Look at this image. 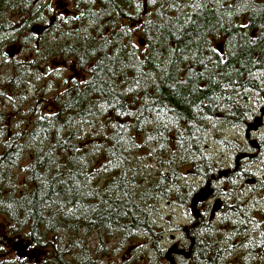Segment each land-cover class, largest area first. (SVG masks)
I'll return each mask as SVG.
<instances>
[{
  "label": "trees",
  "instance_id": "1",
  "mask_svg": "<svg viewBox=\"0 0 264 264\" xmlns=\"http://www.w3.org/2000/svg\"><path fill=\"white\" fill-rule=\"evenodd\" d=\"M24 1L0 0V38L18 36L29 16L47 23L50 9L36 15ZM67 1L52 42L0 79V120L10 122L0 127L1 232L70 249V264H131L140 247L124 245L143 238L169 264L160 206L189 211L196 184L220 170L207 147L238 152L227 134L264 95V0H154L144 18L140 0ZM259 144L247 167L264 163ZM225 185L221 216L210 220V207L174 227L189 253L176 264H264V183L245 194ZM92 234L100 242L89 249ZM113 238L123 260L107 259Z\"/></svg>",
  "mask_w": 264,
  "mask_h": 264
},
{
  "label": "flooded vegetation",
  "instance_id": "2",
  "mask_svg": "<svg viewBox=\"0 0 264 264\" xmlns=\"http://www.w3.org/2000/svg\"><path fill=\"white\" fill-rule=\"evenodd\" d=\"M49 1L50 0H38L35 2V0H25L24 3L26 6H28V9L34 10L37 15V13H40L41 9H49V4H46V2ZM43 22L44 21L40 19L36 23H33L31 16H29L28 20L23 23L20 29L21 32L18 36H15V33H7L12 38L15 37V39H10L12 40V43H10V41H3L0 44V61L3 62L4 67H7L10 61L16 58H10L11 60L7 61L3 59L5 47L7 44L14 45L17 40H19V53H23L26 59L28 57L31 58L34 55V52L36 54H40V42L42 41H39V39L42 40L41 38L43 34L49 32V30L53 29L54 27V24L51 25L53 23L52 22L48 28H40L43 29L42 32L37 33L36 31L40 29H38L39 27L37 28L36 26L46 24ZM39 35L40 37L38 38ZM31 46L33 47L32 49H30ZM5 73L1 74L2 76L0 75V79L3 77V75L5 76ZM5 99H8V96H4L2 98L4 105H8V101L5 102ZM249 109L250 113L248 116V121L244 126L237 128L236 131V136L238 138H242V141L238 140L240 144L239 151L237 152L236 150H233L227 155L226 158L221 157L220 160L217 161V165L219 166L220 170H218L216 176L212 177L213 193L211 198H207L205 201L197 205V211L199 214L198 216L204 214L206 210L207 213H209L211 205L217 200L220 201V205L217 212L215 213V217L222 215L224 204L230 203L232 200L230 194H228L229 189L228 186L225 185L226 182L230 183L231 186H235L237 189H239L238 191L240 193L242 192V194L250 192V189L257 186L259 183H264V163L255 167L251 165L252 168L249 166L247 167L251 159L256 158L257 154L261 153L262 150V147L259 143L264 139V134L262 133L264 130V96L255 99L250 104ZM256 119L260 120V126L255 131H248V126L251 125ZM9 124V120L7 122L0 120L1 128L8 127ZM7 138H10L9 133L7 134ZM246 175L248 176L246 177ZM261 193L263 192H260V194ZM170 239L173 240L172 245L177 247V249H179L180 245L186 244L185 240L183 241L181 239L178 241L173 236L170 237ZM181 258L186 259L187 257H185L184 254H171V259L173 260L174 264H176V261ZM123 259L124 256L121 257V260ZM105 260L106 257L99 258V262L105 263ZM60 262L64 264L68 262V264H70V249L56 247H30L29 243L21 237L8 236L5 232L0 233V264H62Z\"/></svg>",
  "mask_w": 264,
  "mask_h": 264
},
{
  "label": "rangeland",
  "instance_id": "3",
  "mask_svg": "<svg viewBox=\"0 0 264 264\" xmlns=\"http://www.w3.org/2000/svg\"><path fill=\"white\" fill-rule=\"evenodd\" d=\"M37 1L38 0H35V2H37ZM46 4H49L48 6H49V9L51 10V15L49 16L48 21H47L46 24H42V25H37L36 26L37 28L39 27L38 29H40V28H48V26L52 22L53 23L51 25H53L55 23L56 18L59 15L66 16L68 14V12H69V9H70V6H68V1L67 0H50L49 2H46ZM154 4H155V1L154 0H140L139 5L142 7V10H143V12H142V16L143 17L142 18H144L145 15H148V14L151 15L153 13V11L155 10ZM125 24H127V23H125ZM127 25H128V29L130 30V32L132 33V35L134 37L133 38V42L135 44H139L140 43V45H143V43H144L143 42V38L142 37H139L138 36V32L135 31V28L136 27H135L134 22L133 21H129V24H127ZM52 36H53L52 33L46 32L45 34H43V36L41 38L42 39V42L43 43L44 42H46V43L52 42V39H51ZM39 37H40V35L38 36V38ZM10 39L13 40V39H15V37L12 38L9 35H7L6 38L5 37H1L0 38V44L3 41H10V43H12L11 42L12 40H10ZM39 41H40V39H39ZM7 43H9V42H7ZM12 46L13 45H11V44H7V46L5 47V53H4V56H3L4 58L3 59H5L6 61L7 60H11L10 58H8V55H9V53L11 51H13V47ZM32 48L33 47L31 46L30 49H32ZM15 57L16 58H14V59L16 61H24V60L26 61L25 55L23 53H18L17 55H15ZM14 59H12V60H14ZM61 62L62 61L56 59L53 62V64L55 66L52 65L50 67V69L53 68V66H54V68L56 66H59V67L62 66V63ZM8 68L9 67H6V66L4 67L3 62L0 61V75L3 74L5 71H7ZM64 73H66L70 77L71 76H74L73 73L72 72H69V71H65ZM262 133L264 134V130H263ZM236 135H237L236 132L231 130V132H229L227 134V137L230 138V140L231 139L232 140L233 139H236V140L242 141V138L241 137L238 138ZM210 148H212V150H213L211 154L214 156V158H217V160H218V157H220V158L221 157H225V158L227 157L226 156L227 154L223 156L224 150L222 148H220V147L219 148H215L213 146H211V147L208 146L207 147V149H210ZM220 158H219V160H220ZM25 164H26V161L24 160L22 162V165H25ZM192 182H193L192 179L189 180V183H192ZM196 185H197V188H200V185H198V184H196ZM160 211H161L162 215L165 218H169V219L171 218V224H170V226L167 223H164L163 222L164 220H160L163 223L161 225V227L163 229L162 230L163 233H162V235H160L161 237H163V240H160V242L158 244V247L160 248L161 253H163V255H164V253L166 252L168 246L170 248L171 247H174L172 245L173 240H171L170 237L173 236L178 241L181 240V239H183V238H181V234L178 232L177 229H174V227H185V226H188L195 219H193V215L191 214L190 208H189V211L188 212L182 211V210H179L178 208H173L172 205H170L167 202H163L162 203V205L160 206ZM1 220L4 221L2 218H1ZM3 223L0 224V232L4 230V228L2 226ZM141 240H142L141 241V245L142 246H140L137 243H135L133 246L132 245H130V246L129 245H124V248H125L124 250H127V246L130 247V248L131 247H134L135 248L136 246H139L140 247V249L138 250V252H134L135 254H132L134 257L136 256V260L134 258L133 263H131V264H153V263H155V261L158 260L157 259V255L155 253H151V250H150L151 246L149 244H147L148 243L147 240H144L143 238ZM98 242H100L99 235L92 234L88 238V240H87V244H88L89 249H91L93 247H96V245L98 244ZM114 244H116V239H114V238L113 239H110V243L107 245V249L108 248H111ZM108 250H109V254H110V256H109V254L107 256V259L108 260L112 258V259H117L119 261L121 259V256L123 254L124 255L128 254L127 252H124V250L121 249V248L118 249L119 250L118 253H116V251H114V254H113V252L112 253L110 252L111 250H114V248L108 249ZM172 254H175V253H172ZM133 256H131V257H133ZM170 257H171V255H170ZM156 263L157 264H165L166 262L162 259L160 262H157L156 261Z\"/></svg>",
  "mask_w": 264,
  "mask_h": 264
},
{
  "label": "water",
  "instance_id": "4",
  "mask_svg": "<svg viewBox=\"0 0 264 264\" xmlns=\"http://www.w3.org/2000/svg\"><path fill=\"white\" fill-rule=\"evenodd\" d=\"M43 29H40L38 31H36L37 33H41ZM15 46V49H14ZM13 51H11L8 55V58H13L15 57V55H17L19 53V40L16 41V44H14L13 46ZM260 126V120L256 119L251 125L248 126V131H255L258 127ZM209 196V193H204L202 191H198L197 193H195L190 201V210H191V214L197 218L198 217V211H197V205L203 201H205ZM220 205V201L217 200L211 207L210 210V219L212 220L214 218L215 213L217 212L218 208ZM172 253L175 254H181V255H185V257L189 256V253H184L182 250H177V248L171 247L169 250H167L165 257L166 260L168 261L169 264H174L173 260L170 258V255Z\"/></svg>",
  "mask_w": 264,
  "mask_h": 264
},
{
  "label": "bare ground",
  "instance_id": "5",
  "mask_svg": "<svg viewBox=\"0 0 264 264\" xmlns=\"http://www.w3.org/2000/svg\"><path fill=\"white\" fill-rule=\"evenodd\" d=\"M139 3V2H138ZM102 14V13H101ZM100 14V15H101ZM104 16V15H103ZM106 16V15H105ZM34 18V17H33ZM103 20V19H102ZM60 56V55H59ZM63 57V56H62ZM71 66V65H70ZM12 68V67H11ZM67 69V68H66ZM11 70H13V69H11ZM5 73V72H4ZM4 76V75H3ZM9 76V75H8ZM2 78V77H1ZM9 79V78H8ZM8 81V80H7ZM24 84H26V83H24ZM27 86H29V85H27ZM27 88V87H26ZM214 160V159H213ZM253 161V160H252ZM256 162V161H255ZM214 165H216V163L214 164ZM198 183V182H197ZM198 185H200V188H199V190L200 191H202V192H204V193H209V196H208V198H211V195H212V193H213V189H212V186H213V180H212V183L211 184H208V185H206L205 187H202L201 186V184L200 183H198Z\"/></svg>",
  "mask_w": 264,
  "mask_h": 264
}]
</instances>
